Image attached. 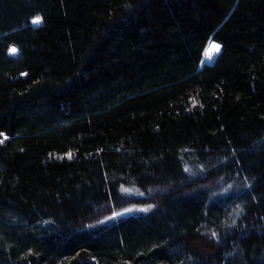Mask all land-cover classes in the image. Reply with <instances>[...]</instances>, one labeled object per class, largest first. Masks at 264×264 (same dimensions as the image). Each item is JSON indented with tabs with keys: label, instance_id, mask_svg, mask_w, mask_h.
Listing matches in <instances>:
<instances>
[{
	"label": "trees",
	"instance_id": "trees-1",
	"mask_svg": "<svg viewBox=\"0 0 264 264\" xmlns=\"http://www.w3.org/2000/svg\"><path fill=\"white\" fill-rule=\"evenodd\" d=\"M0 134V264H264V0H0Z\"/></svg>",
	"mask_w": 264,
	"mask_h": 264
},
{
	"label": "rangeland",
	"instance_id": "rangeland-1",
	"mask_svg": "<svg viewBox=\"0 0 264 264\" xmlns=\"http://www.w3.org/2000/svg\"><path fill=\"white\" fill-rule=\"evenodd\" d=\"M213 45H218V44H216L215 42H213L212 40H209L208 42H207V44H206V46H205V49H204V51H203V56H202V61L203 62H211L213 59H214V57L216 56V54L218 53V51H216L212 46ZM14 47H11L10 49H9V52L11 53V54H13L12 53V51H11V49H13ZM16 49V48H15ZM17 52V51H16ZM142 208H144V206H131V207H128V208H126L125 209V211H134V210H138V209H142Z\"/></svg>",
	"mask_w": 264,
	"mask_h": 264
},
{
	"label": "snow or ice",
	"instance_id": "snow-or-ice-1",
	"mask_svg": "<svg viewBox=\"0 0 264 264\" xmlns=\"http://www.w3.org/2000/svg\"><path fill=\"white\" fill-rule=\"evenodd\" d=\"M32 23L38 25L39 23H41V18H40V17H36V18H34V19L32 20ZM212 47H213L216 51L219 50V45H213ZM11 51H12L13 54H15L17 50H16L15 48H13V49H11ZM0 135H2V134H0ZM5 139H7V137H5ZM2 142H3V141H0V143H2ZM69 158H71V154H69Z\"/></svg>",
	"mask_w": 264,
	"mask_h": 264
}]
</instances>
